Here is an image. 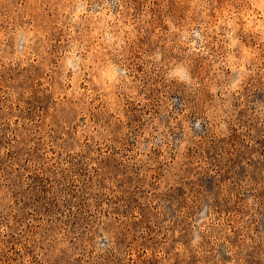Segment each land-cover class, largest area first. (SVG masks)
<instances>
[{
  "label": "rangeland",
  "instance_id": "rangeland-1",
  "mask_svg": "<svg viewBox=\"0 0 264 264\" xmlns=\"http://www.w3.org/2000/svg\"><path fill=\"white\" fill-rule=\"evenodd\" d=\"M0 264H264V0H0Z\"/></svg>",
  "mask_w": 264,
  "mask_h": 264
}]
</instances>
